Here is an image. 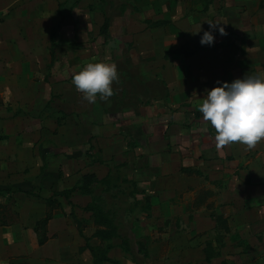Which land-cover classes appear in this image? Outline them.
Masks as SVG:
<instances>
[{
    "label": "rangeland",
    "instance_id": "374dc122",
    "mask_svg": "<svg viewBox=\"0 0 264 264\" xmlns=\"http://www.w3.org/2000/svg\"><path fill=\"white\" fill-rule=\"evenodd\" d=\"M75 1L67 6L65 0H11L0 7V228L4 229L0 257L10 253L9 264H264L261 219L250 207L243 209L222 195L225 191L217 194L223 178L216 182L210 160L200 165L194 159L183 160L190 154L181 146L191 149L193 144L178 141L182 139L172 144L159 137L153 142L150 132V161L138 148L145 142L127 122L134 116L130 101H138V109L150 105V123L158 124L153 129L156 136L171 121L153 104L165 92L161 79L146 77L161 66L151 63L145 75L142 66L131 62L135 53L131 46L121 49L116 38L106 34L111 41L106 47L99 33L105 17L116 29L123 18L130 23L132 15L136 17L137 7L123 0ZM220 1L175 0V7L186 20L217 6L220 13L213 18L222 21L228 6ZM123 3L126 12L121 10ZM153 4L150 1V16ZM86 24L87 39L94 45L88 50L71 48L73 42L80 44L77 31ZM161 24L150 22V30ZM224 28L227 35L215 32L218 45L228 52L224 56L242 52L244 40L264 35ZM159 34L163 35L150 33V37ZM200 38L195 37L193 47ZM150 46V56L161 55V48ZM246 50L250 58L259 53ZM92 62L117 66L119 79L107 102L98 99L89 104L72 83L73 75ZM105 107L112 113L110 119L104 116ZM123 108V113L129 110L126 115L120 114ZM197 115L201 114L196 112L194 118ZM127 157L133 160L128 162ZM243 168L236 166V173ZM106 177L109 184H100ZM75 186L69 199L58 195ZM49 213L47 226H39L48 240L39 245L35 231H29ZM22 226L27 231L18 234ZM143 238L149 259L138 249ZM123 239L131 242L125 244Z\"/></svg>",
    "mask_w": 264,
    "mask_h": 264
},
{
    "label": "crops",
    "instance_id": "0c3cea01",
    "mask_svg": "<svg viewBox=\"0 0 264 264\" xmlns=\"http://www.w3.org/2000/svg\"><path fill=\"white\" fill-rule=\"evenodd\" d=\"M10 1L11 0H0V7H2L4 2L8 3ZM123 1L132 2L134 7L138 9V12H136L137 15L136 17L132 15L133 18L130 20V23L123 22V18L120 21V23L123 24L120 25L119 23L116 29L111 26L107 35L111 37L114 36L116 38V44L121 49L126 46H131L135 52L133 54L132 51L131 62L135 65L142 66V71L145 75L147 73V66H150L151 63L154 66H161L156 69L157 71L150 72L146 77L150 80H155L157 78L161 79L160 81L163 83L165 92L163 97L157 101L154 100L153 104L155 108L159 107L164 114L171 118L168 124L164 123V125H162L164 130L156 136L153 129H155L158 124L150 123V105L146 104V106L138 109V101L134 100L129 102L130 111L125 109L123 113L124 108L120 110V114L123 113L126 115L129 111L134 115L133 119L127 122L131 125V129L134 128L133 130L137 138L143 139L145 142V144L143 142L142 144L140 143L141 146L138 147L141 148V153L146 155V159L150 161V132L153 133L151 138L152 141L153 138L159 137L161 140L168 139V143L171 142L172 144L178 139H182L178 141L186 143L188 146L193 144L194 146L191 149H186L187 146H181L184 152L190 154L183 160L187 161L194 159L198 162V165H200L199 163L203 164L205 159L210 160L211 173L213 177H218L216 182L219 181L220 176L223 178L221 188H217V194L223 190L225 192L222 195L226 193L232 202L241 204L243 209H249L250 207L252 212L261 219L264 225V140L259 142L252 150H248L246 146L239 143H233L225 146L221 150H217L215 129L210 126L209 122L203 119L202 113L198 111V105L202 103L204 95L206 96V90L217 86L218 83H223L225 81L230 83L237 78H243L245 75L264 74V35L263 37L260 35V39L256 41L242 40V52H231L229 55L224 56L225 50L218 45L220 42L218 40L219 36H217L216 33L214 34L216 38L214 43H216V45H201V43L198 42L196 47L192 46L196 36H202L203 31L209 30V25L205 21L206 18L209 17V19L214 22L217 20V16L215 18L213 17L220 13L219 9H217L218 1H216L217 6L215 8L211 5L209 11H204L203 13L196 12L194 17L190 15V13V17H187L188 19L186 20L179 17V15H181L179 12L177 14L175 0ZM150 1L154 3L152 5L154 11L151 16ZM65 2L67 6L76 3L75 0H65ZM82 2L83 1H80V3ZM166 2L168 4H165ZM220 2L228 6V12L226 11L227 15L224 14L225 17L222 15L221 18L223 27L229 26L233 32L242 31L247 34H251L252 32L258 34L264 33V0H221ZM52 5L54 4L52 3ZM160 12H162L164 16L158 17ZM186 13L182 16H186ZM156 16L158 18H156ZM226 16L230 18L229 21H227ZM105 20H103L102 26ZM190 20H192V23ZM152 21H163L169 24L154 26L151 27L152 30H150V22ZM102 26L99 28L100 31ZM200 27L201 31L193 34L199 31ZM74 29L73 27V34L75 33ZM87 30V24L78 29L77 32H79L81 38L79 41H82V43L77 41V43L80 44L76 45L74 44L75 42H73V44L70 45L71 48L77 46L80 47L81 50H88L94 45V43H90V39H87ZM150 33H162L163 35L161 36V34H159L150 37ZM102 36V44L108 47L107 42L111 43V41H109L110 38L108 39V37ZM237 43H239V41ZM150 44L154 48L162 49L160 56H150ZM179 49H194L195 51H192L188 55L183 53H171ZM246 49H254V52L258 51L259 53H254L256 57L250 58ZM246 52L247 56H245ZM219 54L223 56H219ZM226 54H228V52H226ZM82 61V63H86V60ZM107 107H105L103 112L106 119H110L112 113L109 112ZM196 112L201 114L200 116L197 115L199 116L198 118H194ZM108 114L109 117L107 116ZM162 121L167 122L168 120H165L164 117ZM194 121L196 123L192 124ZM103 123L105 124L107 122L103 120ZM170 125H172L171 129ZM120 126L122 127V125ZM115 128L118 130L120 129L117 125ZM193 136L196 138L192 139L191 137ZM208 144H212L211 149L207 147ZM138 148L134 149L137 150ZM203 155H205V157H203ZM133 157L135 158V156ZM187 157L191 158L189 159ZM132 160L133 158H129V160L128 157L126 158L128 162ZM239 164H242L244 168L238 174L236 173V166H239ZM200 169L202 170V168ZM23 220L24 217H22V221ZM36 225L37 223H35V229L32 226L29 232L34 234L35 231L38 237ZM2 229L3 228H0V234H3L4 229ZM262 230L264 231V227H262L261 231ZM26 231V226H22L18 234H21V232L25 233ZM37 237L36 239H38ZM1 240L4 242L2 236ZM10 255L11 254L7 252L2 254L0 259L5 262L4 264H9L7 259Z\"/></svg>",
    "mask_w": 264,
    "mask_h": 264
},
{
    "label": "clouds",
    "instance_id": "9594fccd",
    "mask_svg": "<svg viewBox=\"0 0 264 264\" xmlns=\"http://www.w3.org/2000/svg\"><path fill=\"white\" fill-rule=\"evenodd\" d=\"M209 30L203 31L201 45L214 44L215 32L227 35L222 21L205 20ZM200 30L193 33L196 34ZM119 79L114 63L92 62L73 75L72 83L89 104L107 102L114 94L113 84ZM203 119L215 129L217 150L239 143L252 150L264 140V74L245 75L232 82L218 83L206 90L198 105Z\"/></svg>",
    "mask_w": 264,
    "mask_h": 264
},
{
    "label": "trees",
    "instance_id": "16d2710c",
    "mask_svg": "<svg viewBox=\"0 0 264 264\" xmlns=\"http://www.w3.org/2000/svg\"><path fill=\"white\" fill-rule=\"evenodd\" d=\"M127 8H128V6H127V4H122L121 5V10L123 11V12H126V10H127ZM156 24H161V23H165V22H155ZM110 27H111V19L109 18V17H107L106 18V20H105V22H104V24H103V26H102V28H101V31H100V34L101 35H106L108 32H109V29H110ZM55 46H56V44H55V40H53V42H52V60L54 61L55 60V58H56V52H55ZM187 50H185V49H179V50H177V51H174V52H171V53H183V54H186V55H188L189 54V52H186ZM198 174H200V172L198 173ZM111 180H110V178H108V177H106L105 179H103V180H101L100 181V184H109V182H110ZM75 190H77V187L75 186V187H73V188H71V189H68V190H65V191H63V192H61L60 194H58V195H63V196H65L66 198H70L71 196V194L75 191ZM147 199H148V197H147ZM148 207H150V203H149V200H148ZM151 209V208H150ZM104 217H105V219L108 221V223H110V226L112 225V222H110L109 221V218L106 216V215H104ZM50 219H52V214L51 213H49V214H47L46 215V217H44L43 219H41V220H39L38 222H37V225H36V232H37V234H38V243H39V245H44L46 242H47V240H48V237H47V233H43V234H41V231L39 230V226H47V223L49 222V220ZM98 219H101V220H103L101 217H98ZM104 221V220H103ZM116 228V227H115ZM44 231H45V228H44ZM131 241L129 240V239H123V243H125V244H128V243H130ZM138 246H139V251L141 252V253H143L144 254V257L146 258V259H149L150 257H151V254L148 252V242H147V240L145 239V238H143L142 240H139L138 242ZM129 248H131V246H129L128 247V249ZM94 249L93 248H91V251H93ZM95 255V254H94ZM96 256V255H95ZM97 257V256H96ZM210 257L211 256H209L208 257V259H210ZM105 260H108L107 258H105Z\"/></svg>",
    "mask_w": 264,
    "mask_h": 264
},
{
    "label": "built area",
    "instance_id": "2783aa9c",
    "mask_svg": "<svg viewBox=\"0 0 264 264\" xmlns=\"http://www.w3.org/2000/svg\"><path fill=\"white\" fill-rule=\"evenodd\" d=\"M1 19H2V12L0 11V22H1Z\"/></svg>",
    "mask_w": 264,
    "mask_h": 264
}]
</instances>
